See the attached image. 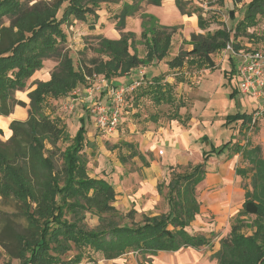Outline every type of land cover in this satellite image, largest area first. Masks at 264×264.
<instances>
[{"label": "trees", "instance_id": "trees-1", "mask_svg": "<svg viewBox=\"0 0 264 264\" xmlns=\"http://www.w3.org/2000/svg\"><path fill=\"white\" fill-rule=\"evenodd\" d=\"M31 1L0 0V115H10L18 105L28 107L27 119L13 120L12 135L7 140L0 139V205L6 208L0 207V247L6 254L21 264H80L87 250L108 260L133 252L147 263L160 252L187 247L198 250L210 245L207 235L189 230L201 213L198 187L206 178L207 161L212 154L233 148L249 164L246 168L237 167L236 174L246 178L251 173V188L244 185L242 208L212 257L217 264H264V157L260 145L233 144L231 139L204 151L200 163H189L182 170L181 165L170 166L169 179L157 184L167 210L155 215L142 213L137 220L135 208L126 213L117 208V191L111 182L89 173L84 150L86 117H80L79 129L71 136L63 120L46 112L49 98L68 96L80 85H88L94 75L110 81L133 68L161 61L170 69H214L216 52L231 41L239 50L243 38L252 37L249 28L264 17V0H231L235 6L243 3L245 8L235 29L223 26L214 31L192 32L187 42L191 49L181 46L177 55L169 59L171 37L177 28L162 24L146 10L151 5L162 6L163 0H38L30 4ZM175 1L183 15L197 14L199 28L207 29L203 8L188 7L190 0ZM103 2H121L115 16L120 37L96 36L97 43L88 50L97 55L77 67L61 46L67 42L62 26L71 17L97 18ZM216 2L223 6L226 0ZM234 14L235 9H231L230 15ZM129 17L141 20L139 41L135 32L126 31ZM137 42L145 47L142 56ZM46 59H55L57 66L49 80L33 82L35 88L28 92L27 104L16 97V92L27 88L28 80L44 67ZM229 59L231 67L223 73V85L229 88L231 104L234 100L236 104L240 89L235 80V61ZM176 82L182 79L177 78ZM140 89V95L152 96L158 105H174L177 109L172 119L181 117L179 110L185 105L176 97L174 85L164 82L163 76L151 77ZM252 119L253 113L237 111L227 114L223 125L240 123V130L248 129L257 124H252ZM202 137L208 140L206 135ZM121 145L129 149L130 158L138 157L144 166H149L134 143L123 141ZM87 214L97 217L95 226L87 223ZM241 216L252 220L244 221ZM245 226L252 230L251 234L243 231ZM73 250V257L63 258ZM6 264H12L11 259Z\"/></svg>", "mask_w": 264, "mask_h": 264}, {"label": "rangeland", "instance_id": "rangeland-1", "mask_svg": "<svg viewBox=\"0 0 264 264\" xmlns=\"http://www.w3.org/2000/svg\"><path fill=\"white\" fill-rule=\"evenodd\" d=\"M37 1L32 0L30 4H34ZM248 1L245 0V2ZM192 6L203 8V16L208 23L207 29L204 30L205 32L207 30L214 31L223 26L235 29L245 14L243 5L242 7L235 6L231 0H226L223 6L216 0H190L188 7ZM120 7L121 2H103L101 8L97 11V18L93 15H87L85 20L71 17L69 22L63 24L62 27L67 34V42L61 44V46L67 49L77 67L81 64H88V59L97 55L92 49L88 50L92 44L97 43L96 36L104 35L112 39L120 37L115 25V16L119 13ZM231 9H235L234 15H230ZM146 10L158 17L162 24L177 28V31L171 37L168 59L177 55L178 47L181 43L187 49L189 45L187 40L189 41L191 38V33L199 30L198 15L184 16L177 8L175 0H163L162 6L151 5ZM5 20L6 24H9L8 20ZM126 31L135 32L138 40L142 33L141 21L136 19V17L129 18ZM249 33L252 34V37L249 39L247 37L243 38L244 41H241L242 48L264 46V33L254 31L253 27H250ZM137 45L140 55H144L145 47L143 44L137 42ZM213 59L215 68L208 71L185 66L173 71L167 68L169 69L168 71L162 72L166 67L164 61L163 64L157 62L154 67L151 65L149 67L146 66L148 75L146 82H144L143 78V84L140 87L126 94L125 101L119 108L121 115L116 131L109 133L98 128L96 116L90 108H86L87 103L89 105L91 100L103 99L110 106L109 97L103 91L106 83L110 86L130 88L138 78L131 80L130 78L123 79L118 77L114 78L112 83L107 80L103 82L91 78L88 80V85H80L66 97L48 99L46 112L52 117H59L63 120L67 124L71 136L79 129L80 117H86L87 143L84 150L88 159L87 167L89 173L102 174L115 186L117 191L115 205L123 213L135 208L138 211L136 219L140 220L142 213H144L143 208L148 204L145 195L142 197L137 196L138 185L144 178L142 170L145 166L138 157L130 158L129 149L121 145L123 141L134 143L148 160H150V156H153V160L155 159L151 149L155 146L157 137L163 136V141H167V148H169L170 141L166 137V134L169 133L170 137L174 139L173 145L180 144L183 146L181 148L176 147V157L171 159V163L164 162L162 158L159 164L155 163V165L159 166L154 167L161 168L160 182L169 179L170 166L181 165L179 169L182 170L189 163H197L203 160V151L210 150L208 141L196 140V137L203 134H207L216 146L231 139L233 144L246 145L251 143L252 145H260L262 147V156L264 157V113L258 117L257 124L248 129L243 127L240 130V123L231 124L230 126L223 125L227 114L237 111L254 113L256 108L263 105V101L247 95L243 96V94L239 93L236 97L237 103L235 104L234 100L232 101L233 104H231L227 93L229 88L223 85L225 82L223 73L229 68V64L225 57L218 54H214ZM238 60L240 61V59ZM156 65L158 66L156 67ZM56 66L57 61L55 59H46L44 67L28 80V86L25 90L16 92V97L26 98L28 92L35 88V86H32L33 82L47 77ZM153 73H160L159 75L165 77L171 75L175 79L179 78L183 81L174 85L176 97H180L185 105L180 109L181 113L185 117H191L192 120L191 126L187 125L190 129L185 130L183 135L175 134L174 128L172 129V126H168L172 116L176 113L177 108L174 105L165 103L158 105L153 101L152 96L140 95V88H144L147 82L151 81ZM235 80L238 82L239 78L238 80L235 78ZM87 87L88 89L91 88V94L85 92ZM205 105L207 107H204ZM186 122H188L187 119L185 120ZM161 126L167 127L169 131L160 129ZM88 130H90L91 135L100 137L102 150H100L99 145L95 141L88 142ZM186 136H188L190 141L189 146L182 144L181 141ZM159 141L163 142L160 138ZM115 145H118V147H114ZM150 163L152 164V160H150ZM207 163V178L211 183L209 185L202 183L198 188L199 199L202 203V213L189 230L194 234L207 235L210 239V245L198 250L184 248L177 253L160 252L153 257L152 261L147 263L133 252L108 260L103 258L100 253H93L91 250H87L80 264H217V260L213 259L212 256L220 248V239L229 234L231 224L235 222L236 214L241 209L244 201V185L251 188V173L246 178L236 174L235 170L237 167L246 168L249 164L243 159L242 154L235 153L233 148L226 149L221 154H212ZM228 190H230L229 196L232 193L231 196L229 198L222 197ZM150 197L148 195L147 198L150 199ZM218 197L221 198L219 199ZM0 207L6 210L5 207L1 205ZM157 208L159 212L167 210V204L162 198ZM241 219L250 222L252 217L241 216ZM87 223L90 226H95L97 217L93 214H87ZM243 231L247 234L252 232L247 226L243 228ZM75 254L76 251L73 250L63 258L73 257ZM10 259L12 264H21L18 259L11 258L0 247V264H6Z\"/></svg>", "mask_w": 264, "mask_h": 264}, {"label": "crops", "instance_id": "crops-1", "mask_svg": "<svg viewBox=\"0 0 264 264\" xmlns=\"http://www.w3.org/2000/svg\"><path fill=\"white\" fill-rule=\"evenodd\" d=\"M242 5H243V3L238 4L237 6L238 7H242ZM184 16H189V15H184ZM191 16H194V15H191ZM129 18H132V17H129ZM136 19H139V18L136 17ZM253 30L256 31V32L264 33V17L260 18L258 24L255 27H253ZM195 32L198 33V32H205V31L204 30L202 31L199 28V30L198 31H195ZM187 42H188V40H187ZM182 44L183 43H181L179 45L178 52H179V49L182 46ZM191 47H192V45L189 44L187 49H191ZM254 48L264 49V46L254 47ZM215 54H218V55H220L222 57H225L226 60H227V62H228V64H229V68L231 67L229 57H232V59L235 61L236 76H237V80H238L239 76L237 75V66H238V59H237V57L233 56L231 52H227L226 51V47L224 49L216 52ZM164 62L161 61L160 64L161 63L163 64ZM155 64L156 63L152 64L151 66L154 67ZM157 66L158 65H156V67ZM165 66L166 67L162 70V72H166V71L169 70V69H167L169 67L166 64V62H165ZM147 67H149V66H147ZM147 67L146 66L145 67L139 66V67L133 68L128 74L124 75V77L121 76L119 78H123V79L130 78L132 80V79H135V78H139V76L141 74L147 75ZM173 70H179V69H171V71H173ZM201 70H203V69H201ZM204 70L205 71H208V70H213V69H209L208 68V69H204ZM39 74H41V73H39ZM159 74L160 73H153L151 77L159 76ZM50 76H51V74H48L47 77H44V79H41V80H43V81L49 80L50 79ZM147 76H146V78H147ZM161 76H163V75H161ZM163 77H164V82L170 83L172 85H175L177 83H182L183 82V81L182 82H176V79L173 76H171V75H167L166 77L165 76H163ZM131 80H128V81H131ZM174 80H175V83H174ZM109 82H112V80H110ZM238 87L240 89V80L238 81ZM85 92H86V90H85ZM240 94H242V93L240 92ZM27 97L28 96H26V98H24V97H18V98L21 99V100H23L24 102H26L28 104L29 103V98H27ZM93 101L94 100H91L90 101L91 103L89 105L87 103L86 108L88 106L90 107L92 105ZM204 107H207V105H205ZM179 113H180L181 117H179L177 119H172L171 118V122L168 124V126L169 127L172 126V129L174 128L175 134H177V135H179V134L183 135L185 130L190 129V128H188V126H191L192 120H191V117H185V115L182 114L180 110H179ZM27 117H28V107H22V106H19V105L14 108L13 112L10 115H8V116L0 115V129L3 131V133H0V139L7 140L12 135V131L10 129V124H11V122L13 120H15V119L16 120H26ZM186 119L188 120V122L185 123V120ZM224 122H225V118H224ZM160 129L168 130L169 131V129L167 127H163V126H161ZM89 134H90V130H88V141H92V142L95 141L97 143V145H99L100 150H102V143H101L100 137L99 136H94L93 134L92 135L91 134L89 135ZM203 135H206L208 137V140H204L203 137H202ZM203 135L196 137V140L197 139H200L202 142H207L208 141L209 144H210V149H211L212 145H215V144L211 141V139L209 138V136L207 134H203ZM166 137L170 141L169 148H167V145H168L167 141H163L164 140L163 136H160V137H157L156 138V140H155V146L151 149V152L154 154L155 159L153 160V156L152 157L150 156V160H152V164L150 163V160L147 159L149 161V166H145L143 168L142 174L144 175V178L140 181V185H138L139 190L137 192V196H140V197H142L143 195L146 196V200H147V203L148 204L143 208V211H144V213H146L148 215H155V214L160 213L159 210H158V208H157V205L161 201V198L162 197L159 195V193L157 191V184L160 182L161 168L154 167V166H159V165H155V163L156 164H159V162L161 161V158L163 159L164 162L171 163V159L174 158V157H176V154L175 153L177 151V148L183 147L180 144L179 145H177V144L176 145H173L172 143H173L174 139H173V137H170L169 133L166 134ZM159 138L163 141L162 143L159 141ZM181 141H182V144H185V145H188L189 146V142L190 141L188 139V136L183 137V139ZM144 156H145V154H144ZM202 156H203V154H202ZM132 159H134V158H132ZM197 163H200V162H197ZM197 163H193V164H197ZM235 172H236V170H235ZM134 173L136 174V172H134ZM90 175L93 176V177H103V178H106V176H104L102 174L101 175H98V174L93 173V172H90ZM207 175H208V173H207ZM207 175H206V178L204 179V181L202 183L209 185L211 183V181H209V179L207 178ZM229 193H230V190H228L224 194V196H222V197L229 198L231 196V194H232L231 193L230 196H229ZM148 195L151 196L150 199L147 198ZM218 198L220 199L221 197H218ZM244 199H245V189H244ZM241 208H242V206H241ZM161 212H164V211H161ZM201 213H202V203H201ZM195 221L196 220H194L192 222V224ZM192 224H191V226H192ZM187 248H189V247H187ZM182 249H184V248H182ZM182 249H180V250H182ZM191 249H193V248H191ZM180 250H178V251H180ZM178 251H176L174 253H177Z\"/></svg>", "mask_w": 264, "mask_h": 264}, {"label": "built area", "instance_id": "built-area-1", "mask_svg": "<svg viewBox=\"0 0 264 264\" xmlns=\"http://www.w3.org/2000/svg\"><path fill=\"white\" fill-rule=\"evenodd\" d=\"M226 51L231 52L233 56L240 59L237 66L240 92L243 95L263 101V105L256 108V112L253 113L252 124H254L258 117L264 113V49L241 48L236 50L231 41L227 44ZM143 78L144 74H141L140 78L136 79L130 88L125 86H110L106 83L103 91L109 97L111 105L108 106L103 99H95L89 107L96 116L98 128L108 133L116 131L121 115L119 108L125 101L126 94L138 88L142 84ZM94 79L106 82L103 76L94 75ZM86 92L87 94L88 92L91 94V88L88 89L87 87Z\"/></svg>", "mask_w": 264, "mask_h": 264}]
</instances>
